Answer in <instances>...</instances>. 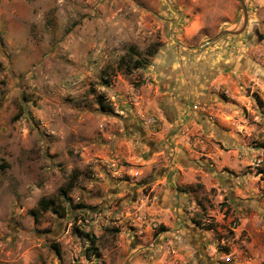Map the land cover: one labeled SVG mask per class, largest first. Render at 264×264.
Masks as SVG:
<instances>
[{
    "label": "rangeland",
    "instance_id": "rangeland-1",
    "mask_svg": "<svg viewBox=\"0 0 264 264\" xmlns=\"http://www.w3.org/2000/svg\"><path fill=\"white\" fill-rule=\"evenodd\" d=\"M168 1L0 0V231L39 264H264V0L238 35Z\"/></svg>",
    "mask_w": 264,
    "mask_h": 264
},
{
    "label": "crops",
    "instance_id": "crops-1",
    "mask_svg": "<svg viewBox=\"0 0 264 264\" xmlns=\"http://www.w3.org/2000/svg\"><path fill=\"white\" fill-rule=\"evenodd\" d=\"M134 160H136V157H134ZM146 205L147 204H144L143 206ZM147 209L150 213L154 211L155 214H160L153 205L144 207V210ZM43 238L44 233H41L39 231L34 233L25 231L20 226L15 227V230H12V233L10 235L2 233L0 231V250H3L5 248L10 255L14 253L17 254L21 264L33 262H37L39 264L37 255L42 251L43 247L41 239ZM13 261L15 260L13 259ZM53 264H56V262L54 261Z\"/></svg>",
    "mask_w": 264,
    "mask_h": 264
},
{
    "label": "trees",
    "instance_id": "trees-1",
    "mask_svg": "<svg viewBox=\"0 0 264 264\" xmlns=\"http://www.w3.org/2000/svg\"><path fill=\"white\" fill-rule=\"evenodd\" d=\"M131 52H134V51L131 48H128V53H131ZM154 53H155V48H153V47H147L145 49V51L142 52L143 55L140 56V57H136V59L133 62H131L130 64H129L128 61L125 62V61L121 60L120 62L122 64H124L125 66H128V64H129L130 69L143 68L146 65H148L149 60H150L151 57L154 56ZM97 102H98L100 108H102V109L105 108V105L103 103V98L101 96L98 97ZM40 204L42 205V209L43 210H46L49 207V205H48L49 203L47 201L41 200L40 201Z\"/></svg>",
    "mask_w": 264,
    "mask_h": 264
},
{
    "label": "water",
    "instance_id": "water-1",
    "mask_svg": "<svg viewBox=\"0 0 264 264\" xmlns=\"http://www.w3.org/2000/svg\"><path fill=\"white\" fill-rule=\"evenodd\" d=\"M164 1L167 4L169 10L176 15V18L177 19L173 23V24H175L179 20V18H180V13L174 9V7L170 4V2L168 0H164ZM244 1L245 0H240L241 10H242V14H243V21H242V25H241L240 29H238V30H228V29H224V30H221L219 32V35H238V34H241L244 31V29H245V27L247 25V12H246V7L244 5ZM173 41L175 43H177V44L179 43L174 37H173ZM210 42H212V39L206 40L205 42H203L199 46H192V47H188V48L189 49H192V50L193 49H197L198 47H201V46H203V45H205L207 43H210Z\"/></svg>",
    "mask_w": 264,
    "mask_h": 264
}]
</instances>
